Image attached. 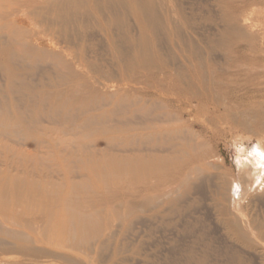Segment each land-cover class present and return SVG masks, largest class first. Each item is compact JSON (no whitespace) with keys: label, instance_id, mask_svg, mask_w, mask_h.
Returning a JSON list of instances; mask_svg holds the SVG:
<instances>
[{"label":"bare ground","instance_id":"6f19581e","mask_svg":"<svg viewBox=\"0 0 264 264\" xmlns=\"http://www.w3.org/2000/svg\"><path fill=\"white\" fill-rule=\"evenodd\" d=\"M255 1L0 0V255L21 257L0 264H100L108 247L112 264L137 257L138 233L110 235L113 220H183L214 168L204 135L218 129L256 139L254 158L240 150L237 177L211 196L226 238L218 256L253 264L237 246L264 243V217L250 208L264 195V30L245 31L258 25L241 18ZM218 49L233 54L220 62ZM204 238L174 244L172 264H213Z\"/></svg>","mask_w":264,"mask_h":264},{"label":"rangeland","instance_id":"374dc122","mask_svg":"<svg viewBox=\"0 0 264 264\" xmlns=\"http://www.w3.org/2000/svg\"><path fill=\"white\" fill-rule=\"evenodd\" d=\"M182 1L185 3L186 7L193 6L194 8H196V6H199L200 2L207 0H182ZM263 10H264V0H257L246 9L244 14L241 15V18H243L246 15V18H248L247 22L249 24H256L258 25V27L257 28L254 27L251 30H248L249 29L248 27L242 25L245 31H248L253 34H257L262 31L260 30L259 27H262V29L264 30V13L262 12ZM202 15H204V13ZM198 20L199 19L193 22L194 24H192V27L195 29H203L204 30L203 32L206 31L205 33H207V31H209L211 27L210 23L209 22L206 23V21H203L201 19L199 21ZM91 32L93 35L92 38L96 37V39L93 38L94 40L93 42L96 43L98 41L97 42L98 44L96 45V49H98L97 51L104 52V50H107V44L105 40L100 36V34L96 30H92ZM213 54H214L213 57H215L216 60L223 62L224 61L223 57L225 58L229 53H227L224 50L218 49L214 51ZM230 54L233 53L231 52ZM241 64L244 65V63L242 62ZM54 136L56 135L54 134ZM65 136L69 137V135H65ZM204 136H205L204 139L206 138L205 141H208L209 138V142H211L210 146L211 149L213 150L212 154L214 152L215 153L213 154L212 158H210V161L213 162L214 168H212L208 172H205L204 176L202 178H199L196 184L197 189L195 191L196 192L195 194L197 196L196 195L195 196L199 197L200 201L198 200V203L190 209H186V207L183 208L184 211L182 212L181 215V219L184 218L183 220H180V218H178L176 215H170L168 217H165V221H163L162 223H159L156 220L150 221L148 218L144 216H132L124 221H121L117 218L114 219L112 227L108 231V232L111 231L110 235H112V233L113 234L118 233L124 227L126 228V230L124 231L125 236L131 233L137 235L136 233H138L137 235L138 238L137 236H133L132 239L133 240L141 239L142 246L139 252L140 255H137V257L134 258L130 255V253L126 252L123 253L121 257L113 261V264H128V262L129 264H172L173 261L176 260L177 258L176 253H174L173 251V249L175 248L174 244H178L180 242L185 243L187 241L191 242L192 240H194V237L200 233H202L205 237L203 239V242H205L207 238L214 239L213 245L209 248V252L212 253L208 257L209 261L213 264H231L227 262L226 258L224 257L222 258L218 256V253L223 250L224 248L223 246H225L226 244L225 242L226 238L224 235V230L221 227H219V225L213 219V213L211 208V196L213 194V190L216 189L215 188L216 183L218 184L219 181L222 180L231 181L232 179L237 177L238 175L237 156L240 150H244L245 147L246 149L244 154L249 155V152L252 151V148L256 144L255 143L256 139L254 137L250 138L251 136L250 133L225 136L220 133V129L216 130L215 133L206 132ZM2 140H4V142L8 144L11 143L10 145L13 147H17V148L19 147V150L25 152L26 154L27 153L31 154L37 151V150L33 151L30 149H26V147L30 148L29 146L30 144L28 145L27 144L28 142H25L24 140L23 141L18 140L19 142L16 141L15 143V141L13 140H16V138L11 137V135L4 136ZM13 142L15 143V145H12ZM17 143L20 144L24 143V145L21 147V145L18 144L20 145L18 146ZM249 157L251 160L254 158V156L251 155H249ZM64 167L65 166H63V168ZM9 170L11 171L12 174H17V173H22L23 168L12 165L9 167ZM117 181L118 180H116V182ZM115 185L116 186L121 185V182H118V184L116 183ZM113 187L111 188L109 187L110 190L113 191V193H117L118 191H120L118 193L123 192V189L120 190L121 189L120 186H117L116 188L115 186ZM114 189H116V191H114ZM258 194L259 193H255L253 195L254 198L252 197L253 199H251L252 202L250 208H252L253 211L254 209H256L255 211L258 212V214L261 213V215L264 217V195L260 193L259 196ZM186 200L187 199H182L180 201V204L185 205ZM0 212H9V208H7V206H2V207L0 206ZM197 216L201 218V221L199 222V224L195 226H191L193 222L192 221L193 217H197ZM129 220H131L132 223ZM108 232H106L107 233L106 236L109 235ZM0 242L3 243L4 241H0ZM263 245L264 243L259 242L256 245V249L253 250L246 249L241 246H237V247L238 249L240 248L241 251L242 249H244L243 251L246 250L248 254L250 253L249 255L253 257V264H264ZM197 247L201 248V245L200 246L198 245ZM257 250L259 251L258 254H257ZM111 251H112L111 247H108L106 250L102 251L103 253L102 252L100 253V258H101L100 264H112L110 262ZM259 254H262L263 256L261 255L262 257H258L260 256ZM0 258L19 261L21 257L15 255L1 254ZM261 258L262 261H260Z\"/></svg>","mask_w":264,"mask_h":264}]
</instances>
